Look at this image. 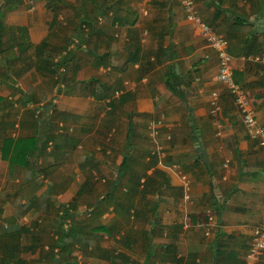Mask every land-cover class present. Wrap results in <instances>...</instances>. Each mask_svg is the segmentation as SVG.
I'll list each match as a JSON object with an SVG mask.
<instances>
[{"label":"crops","instance_id":"0c3cea01","mask_svg":"<svg viewBox=\"0 0 264 264\" xmlns=\"http://www.w3.org/2000/svg\"><path fill=\"white\" fill-rule=\"evenodd\" d=\"M3 3L0 0V7ZM48 3L50 0H14V8L4 13L1 22L7 28L24 27L29 41L37 44L48 34L55 11L56 20L63 19L64 11L50 9ZM66 3L72 14L65 21L82 18L91 23L81 35L83 53L94 58L92 67L105 71L112 66L113 72L108 76L101 72L99 79L72 80L65 92L53 97L56 121L45 124L39 111L50 102L51 91L43 90L42 95L32 88L40 85V78L25 88L18 79L26 72L11 80L0 62V146L3 137L29 139L39 147L34 160L42 163L47 157L52 164L56 157L72 162L78 169L84 168L82 181L94 182L99 176L101 181H112L126 159L130 172L122 180L147 182L145 200L135 190L128 192L127 184L120 192L126 203H112L117 206L112 209L104 204L105 197L101 217L108 221L103 224L114 223V235L119 236L115 241L121 244L115 251L123 252L131 264L133 252L142 263L147 257L139 235L143 229L148 231L146 243L152 247L149 264H244L252 229L264 211V146L250 137L232 95L214 80L216 54L206 45L198 26L186 17L181 1L64 0L58 5ZM194 3L199 16L227 40L234 78L244 87L254 117L264 127V0ZM59 30L54 27L51 31L54 36L62 35ZM13 32L3 35V41L17 34ZM65 32L74 34V26L69 25ZM74 43L70 45L72 54L80 46V41ZM97 55L103 62L96 61ZM74 66L80 69L78 63ZM171 71L179 76L183 98L166 87ZM213 90L219 92V108L214 113L209 102ZM12 115L17 117L15 125ZM12 127L17 134L10 132ZM196 134L201 150L195 143ZM28 156L20 162L22 168L31 164ZM0 159L8 166L1 151ZM26 176L24 181H36V174ZM68 191L66 186L58 193L63 196ZM37 196L34 193L29 200ZM128 206L131 218L145 219V223L130 220L129 224L124 217L121 226L117 225L118 216L129 217L122 210ZM0 209L3 233L7 228L26 234L23 229L40 212L27 207L25 213L34 217H23L28 223L20 225L12 208ZM208 214L213 215L212 222ZM4 234L0 237V263L27 264L22 253L32 243L30 234H26L28 242H21L16 234ZM257 264H264V254Z\"/></svg>","mask_w":264,"mask_h":264},{"label":"rangeland","instance_id":"374dc122","mask_svg":"<svg viewBox=\"0 0 264 264\" xmlns=\"http://www.w3.org/2000/svg\"><path fill=\"white\" fill-rule=\"evenodd\" d=\"M60 1L63 2L64 0H58L57 2L56 0H50L51 8L53 10L62 9L64 11L62 14L63 19L61 20V22L58 21L55 24L56 25L55 28H60V25H63V27H65L61 29L62 31L59 30L60 33H62V35L54 36L55 34H52L51 36H49V40L53 47H57L61 43L68 41V39H66L67 34H65L66 33L65 31L68 30L69 25L64 24L63 21H65V19L67 20V17L70 16V14H72L71 13L72 8L68 6L67 3L66 5L63 4V6L58 5V2ZM66 1L74 3V0H66ZM3 33L4 35H7L8 33L7 27L4 28ZM72 43L74 42L72 41ZM72 43L70 41L67 44L69 49L72 48V46H70L72 45ZM92 60L94 61V58L83 53L82 42H80V46L77 48L75 53L72 54V59L70 60L72 61V64L69 63L67 67H65V65H62L65 68H62L61 66L60 68L58 67V71H56V74L54 77L46 75V74H41L40 72L36 71L35 67L26 71V73L23 76L21 75L22 77L19 78L18 80L22 81L21 84H23L25 88L30 86L31 83L33 84V82L36 79L40 78L42 79V81L40 82V85L38 83L37 84L39 85L38 87L32 86V88H35L37 91L41 92L42 95L45 94L44 91L46 89L47 91H51L52 93L51 98L49 100L50 102L44 103L42 106L43 110L41 109L39 111L40 119H42V123L49 124L50 121L52 122L56 121L55 114L56 115L58 114L56 110H54L56 106H54L53 103L56 101V99L53 101V97L60 94L61 92H65L69 83L72 82V80H76L77 78L78 79L79 78H83V79H97L98 78L99 79L100 77L99 73L102 72V74H105L104 76H108L110 73L113 72L112 66H110V69H106L105 71L100 70L98 67L97 68L92 67V64L90 63V61ZM75 62L76 64L78 63L80 65V69L77 71V68H76V72L73 74L72 68H74ZM16 65H18L17 66L18 68L20 65H22V63H17ZM112 92L113 90L111 91V94L109 95L110 97L113 94ZM51 108L52 110L50 112L49 111L47 112V109L50 110ZM70 114L73 117L77 116L75 114H72V112ZM11 118L15 119V121L13 122V124L15 125L17 123V117H14V115H12ZM9 119L10 118H8L7 120L9 121ZM11 129H10L11 130L10 132L17 134V130H15L14 127H12ZM64 129L66 130L68 129V127H64ZM33 154L34 153H30V155L28 156V158L30 157L29 161L31 164L27 165L24 168H22L21 165H17L12 171V173L9 172L8 166L2 163L0 159V163H1L0 164V207L2 206L8 207L10 211L12 208V210L16 212L17 214L16 216L18 217V219L20 218L19 224L28 223V222H24L23 217H26L27 219L34 217L33 215H28V213H25L26 208H27L26 205L29 204V197L32 194L37 193V195L39 196L41 195V193H45L50 185H54L53 189H56L55 190L56 193L52 192L50 195L51 198L53 199L52 202H54L57 205L63 202L68 203L75 198L76 192L83 182L82 179L85 176L84 173L86 174L85 170H83L84 168L81 169L80 167V169H78L79 168L78 166H76L72 162H67V160L65 159L59 160L55 157L54 160L56 161V163L53 160L54 162L50 164V160H48L47 157H44L42 163H38L37 160H34ZM41 155L42 153L39 154L40 157ZM30 172L32 173V175L34 174L37 175L36 181L35 180L34 182H28V180L24 181L25 177H27L26 173H30ZM97 179L98 180L94 181L92 184V189H91L92 192L90 194L82 195L80 198H78L77 211L80 213V215H78L77 217L79 216L81 217V215H84L83 212L84 210H86L87 206L89 205L88 201L91 202L92 200L93 202H95L96 198L98 197L99 198L98 201L100 200L99 202H101V204L103 205L102 202H103V199L107 197L106 192L110 190L111 181L110 180L101 181L102 176H99ZM125 180L126 179L118 183V186L112 191L110 196L107 197L108 199L104 201V204L111 206L112 209H115L117 208V206L113 205L112 203H115V204L118 203V206L120 203L121 204L126 203L125 197H123L122 194L120 193V192H123V189L127 188V184H129ZM66 186L69 188L70 191H68L66 195H63V196L59 195L57 191H59L60 189ZM103 195L104 197H102ZM41 198L42 197H39L37 200H35L37 202L36 205H38L39 207H42L41 209H39L40 211L39 214L37 213V216H35L36 218L35 220L38 221L37 219H39L40 221L36 223V221L34 220L29 225H31L30 229L32 232L30 234L31 242L32 243L36 242V244H39V246L37 247H41V246H44V247L39 248V250H37L36 252L30 251L31 252L30 253L29 251H24V253L22 254H23V257L25 258L27 257L26 258L27 264H53L49 260V257H48L49 253L47 252V247L45 246H47V244L51 241V237H53L54 235L53 233H55V230L57 227V223H55V220H56L55 218L57 216L55 215L56 211L53 210L50 205L47 206L45 201H41ZM132 213L133 212H130V215L128 214L129 215L128 218L124 215L118 216L119 218L118 220L116 219L115 223L121 226L120 223L124 217L129 221V224H130V220L133 221L134 223L135 222L145 223L144 221L145 219L140 220V221H137V220L134 221V219L131 218ZM99 220L101 223L108 222L106 221L107 220L106 217L105 218L100 217ZM35 224H37L39 228L37 227L35 229L34 228ZM39 224H41L42 227ZM0 225L3 226V221H1V216H0ZM0 231L2 234H4L5 232L6 233L11 232L10 235L16 234L15 236H17L18 240H20L21 242H28L27 238H29V235L17 234L14 230H12L13 231L12 232V231H9L7 228H4V231H5L4 233H3V230L0 229ZM118 237L119 236H115V235L113 237L102 235L101 237H99V241L93 243L91 247L87 248V250L75 249L72 251L71 254H66L64 255V257L61 256L60 261L57 262L56 264H65L66 263V260H64L65 258L71 260L72 264H113L112 262H110V260L106 259L105 254H106V249L108 251L109 250H118V251L120 250L119 248L121 247V244L119 245L118 242L115 241V239H118ZM100 254H103L105 258H102ZM131 254L132 256L130 258L134 261L135 264L142 263L139 257L136 256L137 254L136 252H133ZM120 257L122 258L123 256H120ZM41 258L43 260H41L40 263H37L36 260H39ZM119 260L120 258L116 257L115 263L118 264Z\"/></svg>","mask_w":264,"mask_h":264},{"label":"trees","instance_id":"16d2710c","mask_svg":"<svg viewBox=\"0 0 264 264\" xmlns=\"http://www.w3.org/2000/svg\"><path fill=\"white\" fill-rule=\"evenodd\" d=\"M47 1L49 2V0ZM12 2H14V0H5V3H3V5L0 7V62H2L3 65L6 66V70L7 72H9V74L7 73L6 76H11V80H14L12 79V76L18 78L24 72L35 67L36 71L40 72L41 74H46L54 77L56 71H58V67H67L69 61L72 59V50L68 48L67 44L70 41L71 43L72 41L82 42V30L85 28V26H90L91 23L88 20H83L82 18L79 19V21L77 20L76 22L71 20L65 22L64 24H68L70 25V27L72 25L74 26V34L71 33L70 35H67L66 39H68V41L61 43L57 47H53L49 40V36L53 34V31L51 30L56 26V22H58L56 20L58 12L55 11L53 13L51 22L48 24V34L39 43H31L27 37L25 28L20 26H16L13 28L8 26V32H11L12 30V33H14L13 31H16L17 34H15L14 36L10 35L5 38V41H3V30L5 27L1 22V18L7 10H11L12 8H14L15 5H12ZM47 6L51 9L50 3H48ZM63 28L65 27H63V25H60V28L57 29ZM101 58L102 56L97 55L95 59L98 63H100L103 62V58ZM18 62H21L22 65L17 68L15 66ZM62 65H65V67H63ZM76 68L77 67L75 66L74 68H72L73 74L76 72ZM165 84L166 87L178 97H184V94L179 88V76L175 75L174 71H171L170 74L168 73L167 78L165 79ZM2 142L3 145L0 146L1 156L4 160L8 161L7 164L10 173H12L14 168L19 165L20 162H24L30 153H34V151H37L39 148L35 142H30L29 139L21 140L13 139L12 137H3ZM127 168L129 169V165H127V160L125 159L118 167V176L111 181L110 190L106 192L107 197L110 196L112 191L118 186V183L121 182L122 175H124V173L127 174L130 172V170L126 171L128 170ZM92 184L93 182L89 179L83 181L76 192L75 198L68 203H59V205L52 202L53 199L50 195L52 192L54 193L56 189H53L54 185H50L45 193H41V195L37 197L30 198L29 204L26 205V207L28 208L34 207L39 210L42 207L36 205L37 202L35 200H37L39 197H42L41 201H45L47 206L50 205L51 208L56 211L55 215L57 217L55 218V223H57V227L55 233H53V237H51V241L47 244V252L49 253L48 257L51 263L56 264L60 261L61 256L64 257V255L66 254H71L75 249L87 250V248L91 247L93 243L99 241V237H101L102 235H107L110 237L114 236L115 230L113 229V224L106 225L101 223L99 220L104 211V208H102L103 206L101 202L98 201V197L96 198L95 202H93L92 200L91 202L88 201L89 205L87 206L86 210H84V215H81V217H77L78 215H80V213L77 211L78 198H80L82 195L90 194L92 192ZM140 184L141 188L139 189L138 186H140ZM127 190L128 192H132L134 190L139 192L140 197H143L141 198V200H145L146 194L149 190L148 183H136V181L131 182L128 184ZM127 195H129V193ZM122 210L123 212L126 211L127 214H129L128 210H130V206H128L127 208L122 207ZM216 210L219 211V206H217ZM38 221H36V223ZM30 227L24 228L23 232H25L26 234H31L32 232ZM37 227V224H35L34 228ZM15 232L19 234L20 229L15 230ZM4 235L6 234L1 233L0 237H3ZM139 235L144 241L143 250L145 255L147 256L144 262L141 264H149L148 259H150L152 256V247L150 246V244L148 246V244L146 243L148 231L143 229L139 232ZM121 242L122 244L126 245L127 248H129V244H125L123 240ZM37 246H39V244H36V242L30 243L27 245L26 250L35 251ZM43 247L44 246L38 248ZM105 255L106 259L110 260V262H112L113 264H116V257L120 258V260L118 261L120 263L118 264H130L128 258H126V255L123 252H116L115 250L108 251L106 249ZM100 256L102 258H105L103 254H100ZM120 256L123 257L121 258ZM64 260H66L67 264H72L71 260L67 258H65Z\"/></svg>","mask_w":264,"mask_h":264},{"label":"built area","instance_id":"2783aa9c","mask_svg":"<svg viewBox=\"0 0 264 264\" xmlns=\"http://www.w3.org/2000/svg\"><path fill=\"white\" fill-rule=\"evenodd\" d=\"M185 11L186 17L193 21L199 28L206 45L214 51L217 57V71L214 80L222 83L228 93L232 95L234 104L239 111L241 118L251 138L256 139L258 143L264 146V127L257 122L250 106L249 97L244 87L235 80L232 68V57L227 51V40L217 33L209 24H207L197 13L194 0H180ZM262 60L264 58H261ZM218 90L210 93L211 112L218 110ZM159 122V121H158ZM184 186L188 188V181L185 176ZM210 222L213 215L208 214ZM264 254V211L261 220L252 229V239L247 248L244 264H257L258 259Z\"/></svg>","mask_w":264,"mask_h":264},{"label":"water","instance_id":"95a60500","mask_svg":"<svg viewBox=\"0 0 264 264\" xmlns=\"http://www.w3.org/2000/svg\"><path fill=\"white\" fill-rule=\"evenodd\" d=\"M197 135L198 134L194 135V137H195V143H196L197 149H200L201 150L202 146H201L200 143H198L199 142V139L197 138Z\"/></svg>","mask_w":264,"mask_h":264}]
</instances>
